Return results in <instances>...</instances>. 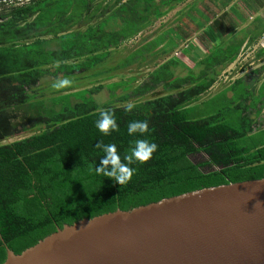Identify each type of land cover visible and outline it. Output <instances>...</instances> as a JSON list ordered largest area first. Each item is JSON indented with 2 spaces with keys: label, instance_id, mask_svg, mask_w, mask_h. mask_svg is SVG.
<instances>
[{
  "label": "trees",
  "instance_id": "trees-1",
  "mask_svg": "<svg viewBox=\"0 0 264 264\" xmlns=\"http://www.w3.org/2000/svg\"><path fill=\"white\" fill-rule=\"evenodd\" d=\"M156 4L0 0V264L6 249L18 254L81 218L264 178V81L256 93L253 81L240 77L208 95L242 41L231 50L217 49L191 69L170 59L133 87L113 81L112 98L95 99L106 85L94 76L116 67L96 71L112 48L162 14ZM263 31L251 34L247 44ZM78 71L93 78L87 89L74 94L69 86L45 96L44 79L73 81ZM118 87L123 91L114 98ZM154 91L161 93L143 99ZM200 104H207L209 113L196 112ZM102 110L110 111L118 126L107 136L95 127ZM134 121H147V131L129 134ZM26 131L27 136L2 142ZM137 139H148L157 149L146 162L130 165L135 172L129 181L118 185L95 172L103 156L98 142L116 144L123 159ZM199 152L208 159L193 162L190 157ZM205 166L221 167L205 172Z\"/></svg>",
  "mask_w": 264,
  "mask_h": 264
},
{
  "label": "water",
  "instance_id": "water-1",
  "mask_svg": "<svg viewBox=\"0 0 264 264\" xmlns=\"http://www.w3.org/2000/svg\"><path fill=\"white\" fill-rule=\"evenodd\" d=\"M1 264H264V178L81 218Z\"/></svg>",
  "mask_w": 264,
  "mask_h": 264
},
{
  "label": "crops",
  "instance_id": "crops-1",
  "mask_svg": "<svg viewBox=\"0 0 264 264\" xmlns=\"http://www.w3.org/2000/svg\"><path fill=\"white\" fill-rule=\"evenodd\" d=\"M263 1L154 0L162 14L153 22H148L151 26L161 19L158 21L159 27L137 45L126 48L128 53L126 52L125 55L128 56L123 66V68L129 67L137 62L139 65L151 68L137 83L136 76H132V80L129 77L119 81H129L130 86L133 87L142 82L155 67L170 59L186 70L191 69L205 64L204 60H209L217 49L231 50L242 41L236 58L220 71L216 82L209 88L208 95L218 91L219 85L226 86L240 77L256 83H252L253 92L256 93L260 83L264 81V68L259 73L252 71L264 66V31L255 43L248 45L247 40L251 34L255 35L264 27V4L261 5ZM110 26L111 23L108 27ZM146 27L148 26H144L111 50L119 51V48H123L122 44L131 42ZM243 60H246L244 64H242ZM111 65L118 66L119 63H111ZM235 68V72H232ZM115 70L119 69L113 71ZM176 70H178L176 73L180 72L179 69ZM229 74L231 80H227ZM132 83L136 84L131 85Z\"/></svg>",
  "mask_w": 264,
  "mask_h": 264
},
{
  "label": "rangeland",
  "instance_id": "rangeland-1",
  "mask_svg": "<svg viewBox=\"0 0 264 264\" xmlns=\"http://www.w3.org/2000/svg\"><path fill=\"white\" fill-rule=\"evenodd\" d=\"M161 19H159L158 21H160ZM155 22V24H152L151 26L149 25H146L148 27L144 28L139 35H137L131 42L127 43V44H122L121 47L123 48H119V51L116 50V49H113L110 51V53L108 54V60L107 61H104L103 64L100 65V68H98V70L96 71V74L98 72H101V68L102 69H109L111 67H116L115 69H119V70H115V71H110L108 74H105V75H98V76H94V78L98 79L97 80V83H101L102 85H106L105 87L102 88V90L100 92H98L97 95H95V99L98 100V102H104L106 100H108V98H110L111 96H109L110 94H112V89L114 87V85L112 84L113 81H119V80H122V79H128L129 77H132V76H136L137 77V80H136V83L141 81V79H143L144 77V74L151 68H146L142 65H139V63L135 62L133 63L131 66H127L125 68H123V66H125V63L127 60H125L127 58V54L125 55V53L127 52L128 53V50L126 49L128 46H132V45H137L138 43H140L142 41V39L145 37V36H148V35H151L153 33V31H155L159 26V23L160 22ZM149 55V54H148ZM248 59V58H247ZM246 60H243L242 61V64L245 63ZM118 62L119 65L118 66H112L111 63H116ZM241 64V65H242ZM243 66V65H242ZM114 70V69H113ZM236 68L232 70V72H235ZM88 71L86 72H76L75 75H78V79H74L73 81H71L72 78H67L71 81V84L69 86H72L73 89L70 90L69 92L71 93H76L78 91H81L82 92L87 89L89 83L91 82V80H93L92 77L88 76ZM112 76L111 79H108V80H103L102 78L104 76ZM231 76V74L227 75V80L229 79V77ZM65 78V77H64ZM58 80L60 79H50V81H47L46 79H44L45 84H44V88H42L43 92L45 93V96H46V93H50L48 96L51 95L52 92H54L55 90H58L56 88L53 87V84L56 83ZM231 80V79H229ZM136 83H132L131 85L133 84H136ZM220 82H218L219 84ZM46 85V86H45ZM67 86V87H69ZM111 88V89H110ZM122 88L119 87L117 88V90L115 91V95L113 96L114 98L117 97L118 95H120L122 93ZM161 92H158V91H154L153 94H147L145 96H143V99L144 98H148V97H151L152 95L156 96L158 94H160ZM112 98V97H111ZM194 110L198 113H201V114H207L209 113L210 111V107H208L207 104H200L198 105L197 107L194 108ZM29 134L28 131L26 132H22V133H19L17 134L16 136L14 137H11V138H8L2 142H10L16 138H21V137H24V136H27ZM190 159L193 161V162H202V161H205L208 159L207 155L203 152H199L197 154H194L190 157ZM211 168H214V166H205L203 169H211Z\"/></svg>",
  "mask_w": 264,
  "mask_h": 264
},
{
  "label": "clouds",
  "instance_id": "clouds-1",
  "mask_svg": "<svg viewBox=\"0 0 264 264\" xmlns=\"http://www.w3.org/2000/svg\"><path fill=\"white\" fill-rule=\"evenodd\" d=\"M71 81L67 78L60 79L53 84L56 89L67 87ZM133 105L129 104L126 110H131ZM96 129L107 136L109 131H116L117 124L113 114L110 111H100L99 118L95 121ZM148 129L147 121H134L129 123V134L139 132L144 134ZM96 147L103 152V156L99 159V164L95 166V172L98 175L107 177L115 184L121 185L129 181L135 172V168L130 165L136 162H146L151 154L156 151L157 145L148 139H137L134 141L128 152L121 159L117 152V145L114 143L98 142Z\"/></svg>",
  "mask_w": 264,
  "mask_h": 264
},
{
  "label": "flooded vegetation",
  "instance_id": "flooded-vegetation-1",
  "mask_svg": "<svg viewBox=\"0 0 264 264\" xmlns=\"http://www.w3.org/2000/svg\"><path fill=\"white\" fill-rule=\"evenodd\" d=\"M263 111H264V108H263Z\"/></svg>",
  "mask_w": 264,
  "mask_h": 264
}]
</instances>
